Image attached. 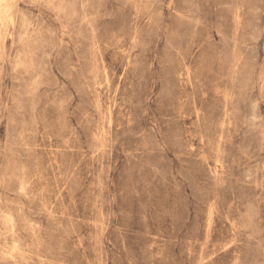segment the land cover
<instances>
[{
    "label": "rangeland",
    "instance_id": "rangeland-1",
    "mask_svg": "<svg viewBox=\"0 0 264 264\" xmlns=\"http://www.w3.org/2000/svg\"><path fill=\"white\" fill-rule=\"evenodd\" d=\"M0 264H264V0H0Z\"/></svg>",
    "mask_w": 264,
    "mask_h": 264
}]
</instances>
